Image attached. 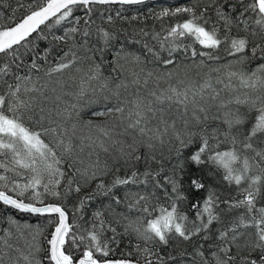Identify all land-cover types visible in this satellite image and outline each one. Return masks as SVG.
I'll use <instances>...</instances> for the list:
<instances>
[{
  "label": "snow or ice",
  "instance_id": "snow-or-ice-1",
  "mask_svg": "<svg viewBox=\"0 0 264 264\" xmlns=\"http://www.w3.org/2000/svg\"><path fill=\"white\" fill-rule=\"evenodd\" d=\"M144 3L0 0V264H264V0L163 8L185 18L116 48L110 6ZM181 38L230 59L169 70Z\"/></svg>",
  "mask_w": 264,
  "mask_h": 264
},
{
  "label": "trees",
  "instance_id": "trees-1",
  "mask_svg": "<svg viewBox=\"0 0 264 264\" xmlns=\"http://www.w3.org/2000/svg\"><path fill=\"white\" fill-rule=\"evenodd\" d=\"M25 2H28V0H25ZM191 2H193V0H162L157 3L147 1L142 5L110 6L111 14L114 17V27L117 30L118 39L116 41V48H119L121 45H124L126 51L139 52L142 49L143 43H148L149 46L155 45L156 42L151 39L152 33L159 32L161 35V38H163L166 35V30L170 25L174 24L177 20H182L185 17L177 16V17H164L162 19H156L155 16L150 15V13H158L163 8L173 9L175 7L186 6ZM4 3L11 4L13 8L16 7L15 0H4ZM198 3L200 4V7L203 8V7L209 6L211 4V0H198ZM0 10H3V9H0ZM116 11H120L121 15L125 17L126 19L116 18L115 17ZM8 14H10V9L8 10ZM16 15L20 16L21 12L18 11ZM77 15H79V13H77ZM209 15L212 16L213 19H215L214 10L211 7L209 8ZM133 16H138L139 19L133 20L132 19ZM96 23L100 24L101 21L97 19ZM140 29H144L145 31L149 32L150 35L148 37H143L140 34ZM45 34H47V30H45ZM57 34H62V33H57ZM33 36L35 37V34H33ZM126 38L128 40H131V39L140 40L141 43L133 44L129 46L125 43ZM34 43L39 45V48H38L39 52H43V50L46 47H50L48 41H34ZM177 43H180L182 45L180 50L177 53H175L178 63L186 62V61L188 62L189 60H192V59H196V60L201 59L199 56H197L196 58L190 57L189 53L191 51V48H189L187 53L184 51V47L188 45H191V47L196 48L197 51L201 50V46H199L198 44H194L191 38H181V40L178 41ZM65 50H67V48H65ZM218 54L220 56L222 54H225L224 49L222 48ZM56 55H57V51L54 50L51 53V56H56ZM162 55H166V52L162 53ZM107 59L112 60V55L110 54L107 57ZM148 67L151 68L153 67V65L149 64ZM171 67L173 66H169V68ZM107 73L108 74L111 73L112 75H115V73L111 72V66L109 65H106L104 75L107 76ZM70 86H72V84H70ZM65 89L67 90L66 87ZM101 107L102 105L98 104L96 106H93L91 109L88 108L84 112L89 113L90 111L95 110V109H100ZM33 128H37V127H33ZM49 139H51V137H49ZM223 190L227 191V189H223ZM105 203H107V201H105ZM97 206H99L98 202H95L93 205H89L86 215L90 217V213L94 211L95 207ZM14 215H16V217L20 219L29 221L30 223H35L42 219L40 217L31 216L29 214H15L14 213Z\"/></svg>",
  "mask_w": 264,
  "mask_h": 264
},
{
  "label": "rangeland",
  "instance_id": "rangeland-1",
  "mask_svg": "<svg viewBox=\"0 0 264 264\" xmlns=\"http://www.w3.org/2000/svg\"><path fill=\"white\" fill-rule=\"evenodd\" d=\"M222 59L220 61H206V65L207 66H199V59L196 60V59H192V60H189L188 62H180L177 64L176 67H171L169 68V70H173V71H179L181 73V75H183V73L185 71H187L189 73V75L193 78V79H196L197 78V73H199L201 76L204 75V73L208 72L209 68H215V67H219L223 64H225L227 62V59H230V58H227L226 57V53L225 54H222L221 55ZM43 73H41L42 75ZM109 74L107 73V76ZM56 79V77L53 78V82H49L48 83V95L49 97H52L54 94L51 92V88L52 87H57V93L56 94H59V87L56 86L54 84V80ZM65 79H67V76L65 77ZM41 84L44 83V80H41L40 81ZM71 82H69V85L66 86L67 90L64 89L65 92H70V91H74V87L73 86H70ZM69 86V87H68ZM64 102H67L68 104H71V103H74L75 102V98L73 96H64L63 97V100L60 102L61 106H63ZM83 103V102H82ZM98 105V104H97ZM93 106H96V105H93ZM92 106V107H93ZM37 107H44L45 110H49V109H52L55 107V104L54 102L49 99V100H43V98H41L39 101H37ZM88 108L85 107L81 113V118L83 120H87L89 119V115L86 114V112H84L85 110H87ZM43 127H49V124L47 121H43L41 122ZM30 126H33V127H37L39 128L40 125H37L35 123V119L31 122V125ZM18 220H20L21 224H24L25 222L29 223V224H36L37 222L35 223H30L29 221H25L23 219H20L18 217H16ZM134 218V217H132ZM0 227H6V225H0ZM21 245H23L24 241L21 240L19 242Z\"/></svg>",
  "mask_w": 264,
  "mask_h": 264
},
{
  "label": "water",
  "instance_id": "water-1",
  "mask_svg": "<svg viewBox=\"0 0 264 264\" xmlns=\"http://www.w3.org/2000/svg\"><path fill=\"white\" fill-rule=\"evenodd\" d=\"M147 1H150V2H153V3H157V2H160L162 0H145V2H147Z\"/></svg>",
  "mask_w": 264,
  "mask_h": 264
}]
</instances>
